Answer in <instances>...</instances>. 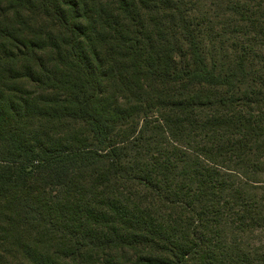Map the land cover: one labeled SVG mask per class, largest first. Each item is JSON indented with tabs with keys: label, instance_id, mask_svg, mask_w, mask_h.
I'll return each mask as SVG.
<instances>
[{
	"label": "trees",
	"instance_id": "trees-1",
	"mask_svg": "<svg viewBox=\"0 0 264 264\" xmlns=\"http://www.w3.org/2000/svg\"><path fill=\"white\" fill-rule=\"evenodd\" d=\"M258 10L0 0V264H264Z\"/></svg>",
	"mask_w": 264,
	"mask_h": 264
},
{
	"label": "rangeland",
	"instance_id": "rangeland-1",
	"mask_svg": "<svg viewBox=\"0 0 264 264\" xmlns=\"http://www.w3.org/2000/svg\"><path fill=\"white\" fill-rule=\"evenodd\" d=\"M207 11L214 18L213 21L215 23L224 22V19L221 18V17L215 18L214 14H215L216 11L214 9L207 8ZM202 14H204V12H202ZM257 14H264V12H263V10H258ZM210 42L211 41H209V37H208V39L206 37V46H207L208 53H210V48H211ZM212 43H215V42L212 41ZM225 44L230 46L229 42H225ZM213 54L218 56V57H220V58L227 57L226 62H228V61L232 62L234 60V58H232V55H234V52H232L229 48H227L224 53L221 52L218 48H216V51L213 52ZM256 55H257L258 58H256V62L253 65V70L252 71L256 72V73L257 72H261V74L258 76V78H260V77L264 78V43L261 44L260 50L258 51V53ZM251 239H253V237Z\"/></svg>",
	"mask_w": 264,
	"mask_h": 264
}]
</instances>
